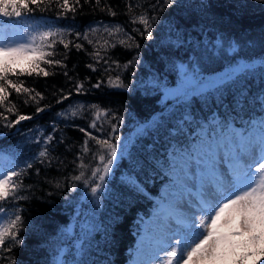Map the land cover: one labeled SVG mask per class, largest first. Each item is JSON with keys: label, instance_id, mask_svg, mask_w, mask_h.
Instances as JSON below:
<instances>
[{"label": "trees", "instance_id": "1", "mask_svg": "<svg viewBox=\"0 0 264 264\" xmlns=\"http://www.w3.org/2000/svg\"><path fill=\"white\" fill-rule=\"evenodd\" d=\"M101 4L110 6L116 15L101 11L95 0L91 4L81 0L82 8L77 9L74 18L69 13L67 18L58 19L59 9L34 14L33 27L47 21L71 33L66 40L73 44L68 49L57 44L52 57L61 60L66 68L41 63L50 73L47 77H19L25 87L41 94L43 99L36 98L39 104L30 97L25 104V96L15 92L9 96L19 114L31 115L33 119L12 129L0 124V146H17L12 151L24 160L40 150L29 142L33 136L42 139L39 132L52 134L56 139L49 148L55 159L51 166L36 163L24 177L28 187L22 194L28 199L18 201L24 219L19 236L23 243L11 253H0V264H10V258L17 264H54L61 249L62 258L72 264L88 225L95 229L88 238L92 248L89 261L102 264L107 257L111 264H129L141 219L154 215L167 187L183 182L180 174L172 171L173 157H182L178 150L195 142L201 126L209 131L215 128V115L223 123L244 124L247 128L252 118L264 114L257 99L264 94V70L259 65L264 58V48L259 44L264 34V0H176L171 8L165 7L163 0H101ZM128 5L133 7L131 13ZM141 12L159 18L152 40L141 35L143 25L132 22ZM14 23L0 18V30L6 31ZM20 23L25 28L24 22ZM117 26L122 31L113 36L104 31L105 27ZM77 33H88L95 43L78 38ZM104 40L109 41L107 46H103ZM237 40L242 45L239 55L229 52V44ZM251 40L257 41L255 46ZM75 43H81L83 48L77 50ZM97 48L98 58L92 55ZM245 62H256V69L216 90L180 102L168 95L180 83L182 67L189 71L197 67L202 76L218 79L230 66ZM11 79L15 81L17 77ZM118 82L125 87L112 86ZM80 83L84 91L77 93L75 86ZM97 83L101 86L93 87ZM64 95L69 99L57 103ZM77 105H84L85 111L75 118L58 115L68 114ZM92 105L108 113H101L97 129L89 127L95 119ZM38 106L45 111L37 114ZM7 115L10 120L16 119L15 115ZM113 125L115 134L111 131ZM80 128L112 142L119 135V143L127 146L99 199L93 198L83 183L72 179L80 174L81 157L89 166L86 175L99 164V146ZM85 140L91 151L82 152ZM13 210L9 209V214Z\"/></svg>", "mask_w": 264, "mask_h": 264}, {"label": "snow or ice", "instance_id": "2", "mask_svg": "<svg viewBox=\"0 0 264 264\" xmlns=\"http://www.w3.org/2000/svg\"><path fill=\"white\" fill-rule=\"evenodd\" d=\"M91 2L92 0H84L86 4ZM157 2L159 3V0ZM163 3L165 7L171 8L176 4V0H163ZM95 5L101 11H108L112 16L116 15L110 6L102 5L101 0H95ZM202 7L209 6L202 5ZM78 8H82L81 0H71V3L70 0H0V18L15 21L10 31L0 32V108L4 109L0 112V124L3 127L16 128L22 121L33 119L31 115L19 114L16 111V104L9 101L11 92L24 95L25 104L29 103V97L37 104H39L37 97L43 99L34 88L25 87L19 77L33 74L47 77L50 73L41 67V63L66 68L61 60L52 57L56 54L57 44H62L64 49H68L73 44L72 41L66 40L71 33L47 21L30 28L29 31H23L20 22H24V27H29L37 11L44 13L50 9H59L56 12L58 19L67 18L69 13H72L74 18ZM128 8L131 13L132 5H128ZM160 11H163V8ZM158 19L156 16L141 12L132 22L143 25L144 30L141 35L146 34L147 39L152 40L153 27ZM97 31L98 29H92V32ZM104 31L109 36H113L122 29L118 26L105 27ZM76 35L89 44L95 43L89 38L88 33ZM108 43V40H104L103 46H107ZM250 43L255 46L257 41L251 40ZM259 44L264 48V34L261 35ZM74 47L81 50L83 45L75 43ZM220 50L223 51L222 46ZM241 51L242 45L239 40L229 44L230 53L239 55ZM92 55L98 58L100 49L97 48ZM259 65L261 70H264V58L259 61ZM124 67L127 68L128 65ZM256 67V62L230 66L225 71V75L219 79L206 78L201 75L197 67H192L191 71L187 69L184 71L180 83L171 89L168 95L177 98V102L186 101L193 95L216 90L234 81L241 74L255 70ZM63 74L68 75L67 71ZM13 76L17 77L15 81L11 79ZM100 86V83L93 85L96 88ZM112 86L125 87L122 82ZM75 87L77 93L84 91L82 83ZM67 99L69 96L64 95L62 99L57 100V103ZM257 99L261 108H264V94ZM91 108L95 110V119L89 127L97 129V121L101 119V113L103 112L104 116L108 113L97 105H92ZM44 111V107L38 106L36 109L37 114ZM84 111V105H77L70 109L68 114L61 112L58 115L71 119ZM6 113L15 115L16 119L10 120ZM79 131L84 132L99 146L96 153L99 164L92 167L90 173L86 175L89 166L81 157L80 174L73 176L72 179L74 182L83 183L90 190L91 196L99 199L106 187L107 178L112 175L116 162L122 158L127 146L119 143L121 140L119 135H115L116 142H112L110 139L92 136L85 128H80ZM111 131L115 134L116 125L112 126ZM39 136L42 139L33 136L29 142L37 145L40 150L35 156L24 160H19L16 152L12 151V148L17 146H0V253H11L23 243L19 236L24 229V219L20 214L22 209L19 208L18 201L28 199L22 194L28 187L24 183V177L36 163L51 166L52 160L55 159L49 148L56 139L55 136L44 135L43 132H39ZM196 145L207 151L209 155L213 151L218 155L221 149L227 151L232 148V152L227 151L229 169L226 172H218L217 156L212 157L207 164L212 179L208 187L201 192L195 211L190 216L177 219L176 227L155 238L154 243L147 249L142 240L134 264H260L264 260V119L249 121V127L243 131L227 123H222L211 131L201 126L199 139L178 150L189 165L202 163L197 158ZM87 151L91 149L88 147V141L85 140L82 152ZM5 161L6 163H3ZM172 171L176 175L182 173L175 167V160ZM37 175H39L38 170ZM75 190L73 187V191ZM9 209H14L11 214ZM87 227V234L75 249L72 264H97L87 259L92 251L88 238L95 230L91 225ZM60 251L61 256L56 258L54 264H69L62 258L63 249ZM96 251L100 252L98 246ZM145 256H147L146 261L142 259ZM10 264H17V261L10 258ZM102 264H111V261L105 257Z\"/></svg>", "mask_w": 264, "mask_h": 264}, {"label": "rangeland", "instance_id": "3", "mask_svg": "<svg viewBox=\"0 0 264 264\" xmlns=\"http://www.w3.org/2000/svg\"><path fill=\"white\" fill-rule=\"evenodd\" d=\"M32 27L33 26L30 25L29 27L25 28L22 27V29L23 31H29ZM10 30L11 27L6 31ZM0 32L4 31L0 30ZM186 69L187 67H182L180 72L181 76H183V73ZM220 77L221 76H217L218 79ZM259 118L264 119V114L262 117L252 118L251 120H257ZM213 122L215 124V128L223 123L217 115L214 116ZM227 124H231L232 127L239 131L246 129L244 124L238 125L232 122H227ZM199 135L196 140L199 139ZM195 147L197 148V158L202 161L201 164L192 163L189 165L183 160L182 157H173V161L175 160L177 169L181 170L182 172L180 173V177L183 182L178 184L176 187H167L162 192L163 200L155 209L154 215L151 217H143L141 219V231L136 237L134 248L131 250L129 264H134V262L137 260V249L141 246L142 240L144 242L145 248L147 249L154 243L155 238L160 236L162 233L167 232L170 228L176 227L177 219L190 216L195 211V205L200 197L201 192L208 187L212 179V176L207 169L208 161L212 157L217 156L216 167L218 172H226L229 169V156L227 151L232 152V148L227 149V151L225 149H221V152L218 155L217 152L213 151L209 155V153H207V151L202 149L199 145H196ZM142 259L146 261L147 256L142 257Z\"/></svg>", "mask_w": 264, "mask_h": 264}, {"label": "water", "instance_id": "4", "mask_svg": "<svg viewBox=\"0 0 264 264\" xmlns=\"http://www.w3.org/2000/svg\"><path fill=\"white\" fill-rule=\"evenodd\" d=\"M163 98H164V99L166 98V92L164 93Z\"/></svg>", "mask_w": 264, "mask_h": 264}]
</instances>
